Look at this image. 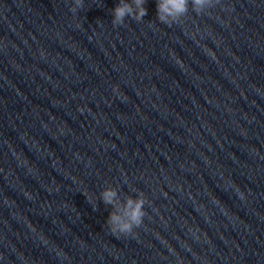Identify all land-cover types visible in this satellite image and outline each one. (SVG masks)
Instances as JSON below:
<instances>
[{
    "label": "clouds",
    "instance_id": "9594fccd",
    "mask_svg": "<svg viewBox=\"0 0 264 264\" xmlns=\"http://www.w3.org/2000/svg\"><path fill=\"white\" fill-rule=\"evenodd\" d=\"M145 3L146 0H119L112 10L114 18L111 23L113 26L121 25L126 17L137 22L143 20L147 15ZM190 3L192 11L199 15L214 7L219 0H157V20L168 26L180 22L188 14ZM82 7L83 0H73L70 11L75 14ZM87 199L92 201L93 197L89 195ZM100 199L105 205L112 207L106 223L113 234L127 236L143 223L146 215V198L143 192L138 193L136 197L127 196L122 201L116 188L107 187L101 191Z\"/></svg>",
    "mask_w": 264,
    "mask_h": 264
}]
</instances>
